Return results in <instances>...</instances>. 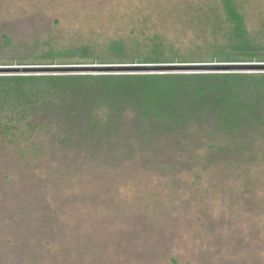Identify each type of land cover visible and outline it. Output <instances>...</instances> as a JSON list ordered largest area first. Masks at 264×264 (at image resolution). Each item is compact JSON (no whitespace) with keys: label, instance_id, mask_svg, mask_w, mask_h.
I'll return each instance as SVG.
<instances>
[{"label":"rangeland","instance_id":"1","mask_svg":"<svg viewBox=\"0 0 264 264\" xmlns=\"http://www.w3.org/2000/svg\"><path fill=\"white\" fill-rule=\"evenodd\" d=\"M236 6L246 41L264 52V0ZM231 28L220 0H0V67L47 68L14 75L49 76L264 64V56L225 57L236 53ZM115 42L122 57L110 49ZM79 47L91 54L43 58ZM45 83L23 90L47 99ZM43 100L10 121L8 109L1 115L0 264H264V139L247 149L224 141L236 149L219 153L208 149L210 138L185 130L144 135L129 109L111 116L117 131L100 136L84 115L94 101L67 98L74 111L61 120ZM27 121L53 124L25 132Z\"/></svg>","mask_w":264,"mask_h":264},{"label":"trees","instance_id":"2","mask_svg":"<svg viewBox=\"0 0 264 264\" xmlns=\"http://www.w3.org/2000/svg\"><path fill=\"white\" fill-rule=\"evenodd\" d=\"M236 2L237 0H220L227 19L232 24L230 36L236 41L234 46L228 48L236 53L224 55L226 58H230L229 54L262 57L264 52L246 41L244 21ZM110 49L116 57L124 54V47L119 42L113 43ZM157 50L152 56L161 52ZM90 54L87 47L76 50L67 48L50 50L43 58H86ZM43 82L48 86L43 92L47 99L43 98V94L40 96V91L31 93L38 94V97H30V93L23 90L24 85L34 87ZM0 88V99L8 102L4 101L0 105V119L4 109H8V116L5 117L8 121L15 114L26 115V109L35 107L40 99H44L42 104L48 102L43 107L55 108L61 120L70 118L74 109L64 102L75 96L81 100V106L84 104L85 107V102L90 100L95 102L93 109L96 106L101 108L102 115L93 109H87L84 114L88 131L99 133L100 136L113 133V128L116 127L111 124L113 114L122 116L124 110L129 109L135 112L134 116L141 118L139 128L144 135L150 132L163 136L185 130L189 136L195 134L210 138L213 145H209L208 149L214 148L219 153L231 152L239 145L242 149H247L248 141L254 140L256 136L264 139V73L2 75ZM11 94L15 95L13 103L5 99ZM35 124L27 121L24 131L50 129L53 123ZM111 127L113 130H110ZM2 128L0 127V132L4 130ZM22 132L15 129L14 135H21ZM224 141L235 147L225 144L226 142L222 144Z\"/></svg>","mask_w":264,"mask_h":264},{"label":"water","instance_id":"3","mask_svg":"<svg viewBox=\"0 0 264 264\" xmlns=\"http://www.w3.org/2000/svg\"><path fill=\"white\" fill-rule=\"evenodd\" d=\"M128 67V66H127ZM127 67H84L75 66L67 67L66 69H71L69 72H129L132 69H126ZM203 71H212L216 73H251V72H264V64H254V63H241V64H225V65H211V66H201ZM114 68V69H113ZM117 68V69H115ZM125 68V69H122ZM39 69H47L40 67H0V74L14 75L16 73H27V72H41ZM146 70V69H145ZM169 70V69H168ZM2 76V75H0Z\"/></svg>","mask_w":264,"mask_h":264},{"label":"flooded vegetation","instance_id":"4","mask_svg":"<svg viewBox=\"0 0 264 264\" xmlns=\"http://www.w3.org/2000/svg\"><path fill=\"white\" fill-rule=\"evenodd\" d=\"M20 214H24V213L20 212Z\"/></svg>","mask_w":264,"mask_h":264}]
</instances>
